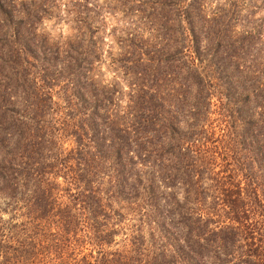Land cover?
<instances>
[{"label":"trees","instance_id":"1","mask_svg":"<svg viewBox=\"0 0 264 264\" xmlns=\"http://www.w3.org/2000/svg\"><path fill=\"white\" fill-rule=\"evenodd\" d=\"M163 1L104 81L0 0V264H264V0Z\"/></svg>","mask_w":264,"mask_h":264},{"label":"rangeland","instance_id":"2","mask_svg":"<svg viewBox=\"0 0 264 264\" xmlns=\"http://www.w3.org/2000/svg\"><path fill=\"white\" fill-rule=\"evenodd\" d=\"M25 1L27 4L32 0ZM35 2V6L33 5L29 12L38 15V19L32 17L37 21L36 29L50 35L53 38L52 42H62L63 36L80 32L79 36L83 38L82 47L84 49L82 56L85 57V61L90 63L92 61L94 75L104 81H111L116 76L117 73H114L111 64V56L125 52V44L130 43L131 38H152V35L156 37L157 31L159 32L156 28L161 19L159 16L154 18L153 14L158 12L152 9H159L156 0H78V2L75 0H35ZM171 2L173 4L167 6L170 8L168 12H165V16H174L177 12L175 6L180 7V4L185 5L190 0H172ZM196 4L200 5L201 13L205 14L204 19L216 14V10L220 7L223 9L237 8L239 13L236 15L239 18L243 14L246 0H198ZM239 6H243L242 9ZM62 9H67L69 13L65 15L66 13L62 12ZM77 9L80 10V14L75 13ZM192 10L195 11V7ZM263 14L264 7L260 8L255 16L259 18ZM176 23L177 21H174L172 26L174 27ZM233 27L234 25L230 28ZM240 30L241 27L236 25L233 31ZM262 31L264 36V28ZM176 33L172 32L173 38H176ZM130 34L133 37H130ZM211 118L210 126L213 125L211 128L217 135L221 132L218 112H212ZM205 126L210 127L207 123ZM62 145L68 149L72 144L66 140ZM226 150L227 148L223 151ZM230 151L231 148H228L226 151L228 155H230ZM16 215L1 212L2 219L14 218ZM18 217L21 218L20 215ZM14 220L16 219H12V221ZM12 229L15 230L13 227Z\"/></svg>","mask_w":264,"mask_h":264}]
</instances>
